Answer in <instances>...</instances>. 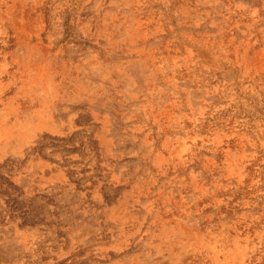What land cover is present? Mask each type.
Listing matches in <instances>:
<instances>
[{
	"label": "rangeland",
	"instance_id": "374dc122",
	"mask_svg": "<svg viewBox=\"0 0 264 264\" xmlns=\"http://www.w3.org/2000/svg\"><path fill=\"white\" fill-rule=\"evenodd\" d=\"M0 264H264V0H0Z\"/></svg>",
	"mask_w": 264,
	"mask_h": 264
}]
</instances>
